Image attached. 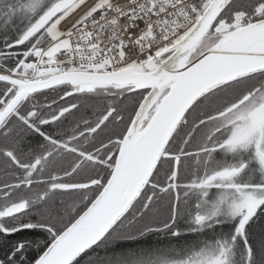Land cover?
Listing matches in <instances>:
<instances>
[{"label": "snow or ice", "instance_id": "1", "mask_svg": "<svg viewBox=\"0 0 264 264\" xmlns=\"http://www.w3.org/2000/svg\"><path fill=\"white\" fill-rule=\"evenodd\" d=\"M0 264H264V0H0Z\"/></svg>", "mask_w": 264, "mask_h": 264}, {"label": "trees", "instance_id": "2", "mask_svg": "<svg viewBox=\"0 0 264 264\" xmlns=\"http://www.w3.org/2000/svg\"><path fill=\"white\" fill-rule=\"evenodd\" d=\"M154 239H155V238H152L153 242H154Z\"/></svg>", "mask_w": 264, "mask_h": 264}]
</instances>
